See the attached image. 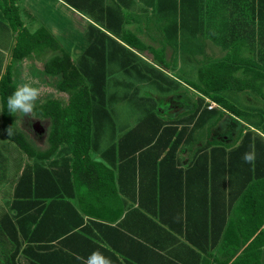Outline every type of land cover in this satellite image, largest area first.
I'll list each match as a JSON object with an SVG mask.
<instances>
[{"label": "crops", "instance_id": "0c3cea01", "mask_svg": "<svg viewBox=\"0 0 264 264\" xmlns=\"http://www.w3.org/2000/svg\"><path fill=\"white\" fill-rule=\"evenodd\" d=\"M73 1L80 9L64 0H23L16 5L24 10L25 20L28 16L24 12L30 15L32 29L46 27L75 62L94 41L92 26L104 31L98 23L123 24L145 50L133 49L119 39L121 35L105 31L114 40L107 43V52L117 55L111 65L117 62L135 72L138 79L133 94L140 87L144 95L141 97L153 101V114L160 119L192 118L201 99L210 112L205 113L206 121L200 127H196V120L204 112L195 115L185 131V142L175 148L173 142L145 143L151 140L149 129L138 125L149 111L140 112L143 115L127 125L111 112L113 127L101 132L100 150L91 153L94 160L101 161L103 154L114 147V154L105 160L113 170L110 179L78 175L75 182L65 162L60 168L56 156L43 166L55 175L59 190L50 178L38 177L39 190L31 195L23 190L24 196L31 197L22 201L15 200L16 187L25 167L35 162L27 161L26 155L17 152L1 132L0 264H6L12 255L16 256L15 264H84L94 251L111 258L112 264H233L238 259L239 264H264V237L256 233L259 226L258 232H264V158L254 154L253 162L245 163L242 157L249 147L238 150L248 131L264 138V127L254 123L263 108L243 106L239 116L216 112L219 106L209 97L190 94L188 88L197 79L183 80L184 72L195 69L197 75L199 55L221 54L222 60L231 48L216 44L208 35L203 42L195 31L190 33L194 40L181 43L182 31L174 29L176 20L166 9L171 6L169 0ZM223 6L222 10L219 6L212 11L206 7V26L212 21L238 23L239 57L264 61L260 25L255 21L247 28L249 20L243 12L231 13ZM4 8L0 2V70L5 73L9 64L20 62L23 67L28 60H12L8 48L13 43ZM214 14L218 16L215 20ZM198 22L197 19L195 24ZM183 54L192 55L194 66L182 62ZM132 56L148 68L131 64ZM182 93L189 104L186 107L176 101H183L179 98ZM222 94L229 100L226 93ZM241 94L251 97L249 91ZM65 95L57 90L49 99L65 100ZM131 97L132 93L127 98ZM38 102L35 107L41 104ZM147 107L151 105L147 103ZM35 115L33 112L25 116L35 135L30 144L36 151H44L49 146L50 121ZM220 122L222 126L217 127ZM232 122L239 127L234 130ZM180 130L179 127L175 137ZM108 134L111 137H106ZM43 138L45 145L41 147L47 145L46 148L37 143ZM138 143L145 144L133 153ZM9 150L14 155H9L6 167L8 153H3ZM91 178L95 181L89 183Z\"/></svg>", "mask_w": 264, "mask_h": 264}, {"label": "trees", "instance_id": "16d2710c", "mask_svg": "<svg viewBox=\"0 0 264 264\" xmlns=\"http://www.w3.org/2000/svg\"><path fill=\"white\" fill-rule=\"evenodd\" d=\"M20 1L22 2L23 0H0L5 6L2 11L5 12L7 29L11 34L9 36L13 43V46L8 48V50H11L12 60L14 62L24 61L31 58L32 55L46 50L58 53L47 62H44L42 71L56 77L58 80L57 89L60 93L66 94V99H49L43 104L36 107L34 106L33 112L35 114L50 121V133L48 136L49 146L44 151H36L27 140L24 133L15 126L14 114L9 113L7 110V99L17 88L13 73L15 64H9L5 73L0 70V77H2L0 78V110L2 111L0 112V130L4 139H7L9 144L17 147V152L24 153L27 161L33 160L35 162L33 166L28 165L25 167L23 175L16 187V201H22V199L26 200L27 197H31L24 196V191L30 192L29 195H31L35 189H37V191L39 190L40 184H37L38 177L43 180L50 178V181H53L54 188L59 190L57 180L54 181L55 175L48 168L43 166L45 161L54 159L56 156H59L58 162H60V168L63 162H65V165L71 170L72 179L75 180V182L78 181V175L104 178L103 180L110 179L113 170L109 160L108 162L105 160L108 159L107 157L109 155L114 154V147L109 148L106 154H103V159L101 161L94 160L91 157L92 152L94 153L100 150L101 143L99 137L103 131H101V129L105 127L106 121L110 120L111 124H113L111 110L108 108L110 97L108 96L107 87V67L111 64V61L117 59V55L107 52L109 49L107 43H113L114 40L112 41L105 31L118 36L121 35L119 39L133 49L140 51L145 50V46L142 42L133 35L131 31H126L123 28V24L100 22L97 25L101 26L104 31L95 26H92L93 29L90 28V31L94 30L91 32V37L94 41L91 40L90 46L81 56V59L75 62L71 55L61 46L58 40L46 27L40 26L37 29L31 28L30 15L24 12V14L28 16V21L25 20L23 16L24 10L20 9L19 5H16ZM64 1H68L74 8L80 9L78 6H74L75 2L73 0ZM213 1L214 0H209L208 4ZM215 1L213 9H216L223 3L226 9L231 13L243 12L246 19L249 20V26L247 25V28H251L252 24L257 21L261 27L260 33L262 37L264 36V0ZM206 4L207 2L205 3L203 0H197L196 8L193 4V10H195L197 16H199V18L197 17L199 22L193 25L191 29L193 27L196 29L197 26L200 33L206 32V29H204L206 23L203 19ZM166 9H168L169 14L170 8L167 7ZM233 23L235 25L234 29L228 28L229 23L224 29L233 32L231 36L234 42L230 52L220 61L217 60L200 65L197 71L198 83H193L192 87L200 94L209 97L222 107L214 109L216 112L222 113V111H226L232 115L239 116V114H241L240 109L223 97L222 93L228 92L229 90L238 92L249 91L256 94V96L264 101V61L261 60L257 62L256 60L242 59L239 57L238 46L240 41H238L237 33L239 24L236 22ZM173 25L175 30L176 28L179 29L177 24ZM189 30L190 29H188V31ZM95 31L98 32L100 36L96 35ZM216 37L219 39L221 37L222 39V35ZM262 44L264 47V37L262 39ZM119 45L121 44L119 43ZM153 55L157 58L155 52ZM239 71H241L242 74L244 73L245 77L241 78L237 76L236 73ZM129 96L128 94L125 98ZM203 103L204 101L201 99V102L195 105V114L192 118H183L180 120L160 119L153 114V108L155 106L153 101L151 108H148L146 104L145 110L149 111L146 115L147 118L138 125H145L149 129L151 140L145 143L173 142L174 148L184 143L186 137L185 131L188 130L190 122L194 120L198 112L201 111L204 112V114L199 115L196 120V127H200L206 121L205 113L210 111H208L206 107H203ZM261 123H263V121H261ZM10 127L12 132L11 136H9L7 132V129ZM179 127L181 130L177 133V137H175L174 134H176ZM131 133L132 132H130V134ZM144 144L138 143L133 153L141 149ZM240 144L241 146L238 147V150L246 145L249 147L248 152L255 154L256 158L258 155L264 158V138L256 132L248 131ZM6 153H8L6 157L7 160L5 159L4 161L5 166L8 167L10 164L9 155L13 156L14 153L12 150H9L3 154ZM93 180V178L89 179V183ZM107 182L106 184L109 185V181ZM14 208L15 202L13 204V209ZM259 230L260 226L256 233L264 237V232H258ZM15 258L16 256L12 255L11 259H8L6 264H15ZM242 262L241 264H243ZM233 264H239V259Z\"/></svg>", "mask_w": 264, "mask_h": 264}, {"label": "rangeland", "instance_id": "374dc122", "mask_svg": "<svg viewBox=\"0 0 264 264\" xmlns=\"http://www.w3.org/2000/svg\"><path fill=\"white\" fill-rule=\"evenodd\" d=\"M169 2L171 4L170 6L171 11L169 12V15L175 18L176 21H174V23H176L180 31H182L181 32V43L182 42L189 43L190 41L194 40V38L190 36V33L191 31L193 32L195 31L194 33L196 35H198L200 38H203L202 39L203 42L205 41V37L208 35L210 39L216 44L221 45V46L224 45V48L226 47L232 48L234 41H233V37L231 36V34L233 32L224 30L227 27L228 23H229L228 28H231V29L235 28V25L232 21L224 22V23L212 21L210 23H207V28L209 27L208 29L205 26L204 29H206V32L200 33L198 30L196 29L194 30V27L191 29V27L195 25L197 21V14L195 10H193V4L196 8L197 0H169ZM215 2L216 1L214 0L212 3L206 4V7L208 6L209 10L212 11V8L214 7ZM223 8H224L223 3H221V10ZM212 17L215 20L218 16L214 14L212 15ZM227 18L228 16L226 17V19ZM188 29L190 30L188 31ZM220 34L222 35V39L221 37L220 39L216 37V36H220ZM223 35H224V39H223ZM210 49L213 50L211 46H210ZM184 51H185V47H184L183 52ZM201 52H206V49L202 50ZM212 52L214 54V51ZM56 54L58 53L50 51V50L36 53L31 58L27 59L28 63H25L23 67H22V63L18 62L15 65L16 67H14L13 69L14 80L16 81L17 87H19L24 82H29L33 84V86L40 87L41 95L39 99L37 100L39 101L38 102L39 104L44 103L46 100H49V98H53L56 91L58 90L57 89L58 80L56 79V77L53 75L46 74L42 71V67H43L42 63H44L45 61L47 62L50 58H52ZM186 57L189 58V60H187ZM190 57H192L191 54L189 56H184L183 54L182 62L185 64L186 61H188L187 64L192 67L195 64L194 63L195 59L192 60ZM221 57H223L221 54L210 56V54L206 52L205 54L199 55V58H197L199 62L198 65H204V64H208L213 61L220 60ZM130 58L132 59L131 64L137 63L141 67L143 66L144 68H148V65L142 60H139V61L138 59L133 60L136 58L135 56H132ZM123 67L124 66L120 67L119 63L117 62L113 63L112 65L110 64L107 67V70H108L107 87H108V96L110 97L108 108H110L113 115L119 118L120 123L127 125L129 123H133L137 116L139 115L142 116L143 113H140V112L146 111L145 110L146 104L148 103L152 105L151 104L152 100H145L141 97L144 95L142 94V89H140V87L138 88L137 92L133 94V88L135 87L138 78L134 71L130 69L126 70ZM33 69L34 71L32 72L31 70ZM236 75L241 78L245 77L244 73L242 74L241 71L236 73ZM196 79L198 83V78H197L195 69L193 71L183 73L184 82L187 80H192L196 82ZM189 87L191 88V89L188 88V90H191L189 91L191 95L195 94L198 96H204L202 94L200 95L196 94V92L198 91L192 86H189ZM155 88L156 87H154V90ZM183 90L187 91V88L184 86ZM131 93L133 97H131L130 100L129 98H125L128 94L131 95ZM225 93L229 99L228 101L234 104L235 106H237L239 109L243 106H246L247 108L248 107L258 108V110L263 108V111H264V101L261 98L256 97V94L252 92L250 94L251 97L244 96V95L242 96L241 92L234 91V90H229L228 92H225ZM58 96L60 95L58 94ZM182 96H183V93H182ZM182 96L179 95V98L181 97L183 101H181L180 99L176 101L179 102V104H181V107H184V106L186 107V105L188 106L189 104L185 102V96L183 97ZM186 96H189V94H187ZM37 101L35 105H37ZM219 108H222V107L219 106ZM261 114L262 115H260L259 118H257L254 123L257 126L264 127V112ZM25 116L22 117L21 113H14V123L17 129H19L21 132L23 131L27 140L29 142L30 141L32 142V141H35L33 139L35 135L33 134V131L31 128L32 123H28L26 121ZM245 121L253 122L251 119H247V118L245 119ZM261 121H263L262 125H260ZM44 124H47V123L44 122ZM230 125L231 127H233L234 130L236 129L234 127H239L238 124H234L233 122ZM220 126H222V122H220L217 127H220ZM112 127L113 125L111 124L110 120H107L105 123L104 129H101V131L102 130L107 131L109 130V128H112ZM0 133H1V130H0ZM106 137L109 138L111 137V135L108 134V136L106 135ZM43 140L44 138L42 139V141L41 140L37 141L40 148L47 147V145L45 147H41L45 145ZM1 141L2 140L0 139V142ZM31 145L35 148L33 143H31ZM30 161H33V160H30Z\"/></svg>", "mask_w": 264, "mask_h": 264}, {"label": "clouds", "instance_id": "9594fccd", "mask_svg": "<svg viewBox=\"0 0 264 264\" xmlns=\"http://www.w3.org/2000/svg\"><path fill=\"white\" fill-rule=\"evenodd\" d=\"M40 95V87L33 86V84L29 82H24L8 97L7 110L11 114L21 113L22 117L29 114L31 115ZM7 132L9 136L12 135L11 127L7 129ZM242 159L245 163H252L254 154L246 152ZM84 264H112V260L102 252L94 251L85 259Z\"/></svg>", "mask_w": 264, "mask_h": 264}]
</instances>
